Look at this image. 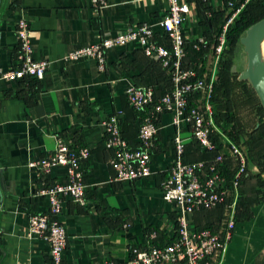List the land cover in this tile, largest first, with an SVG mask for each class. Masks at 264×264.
Instances as JSON below:
<instances>
[{
    "label": "crops",
    "instance_id": "0c3cea01",
    "mask_svg": "<svg viewBox=\"0 0 264 264\" xmlns=\"http://www.w3.org/2000/svg\"><path fill=\"white\" fill-rule=\"evenodd\" d=\"M188 5L184 36L189 41L204 39L200 51L208 50V65L209 47L215 45L209 37H214L220 23L204 26L202 9L207 8L203 11L207 19L210 12L223 11L226 16L231 10L223 0H189ZM167 9V0H107L99 14L90 0H0V70L15 63V28L21 15L30 24L33 59L50 62L36 86L0 80V264H51L48 244L27 237L29 217L47 209V199L38 189L66 182V173L64 167L56 166L40 175L28 164L51 153L57 139L90 151L81 164L85 204L62 202L59 220L67 233L63 264H123L132 247L143 248L149 242L165 246L176 238L179 213L163 201L160 189L175 158L171 115L158 117L152 174L147 178L113 182L112 152L103 141V122L113 114L119 115L122 136L129 142L135 140L141 115L128 106L125 91L130 85L151 87L159 98L172 87L167 70L144 56L135 43L109 49L103 71L92 59L62 60L68 52L103 36L143 24L152 26L155 38L165 43L158 24ZM193 51L187 47L184 65L200 71L201 62L189 63ZM218 70L213 74L214 84ZM181 137L186 145L184 161L210 156L189 140L187 124L182 126ZM242 207L222 264H264V201ZM224 214L216 209L184 217L191 229H220Z\"/></svg>",
    "mask_w": 264,
    "mask_h": 264
},
{
    "label": "built area",
    "instance_id": "2783aa9c",
    "mask_svg": "<svg viewBox=\"0 0 264 264\" xmlns=\"http://www.w3.org/2000/svg\"><path fill=\"white\" fill-rule=\"evenodd\" d=\"M188 1L167 0L166 15L158 24L165 43L155 38L152 26L143 24L136 29L126 28L114 36H103L94 44L70 51L62 58L70 62L92 59L98 70L103 71L109 49L135 43L144 56L158 62L170 77V91L159 98L155 97L151 87L130 85L126 89L128 106L141 115L140 127L133 142L122 136L118 114L109 116L103 122V141L105 148L112 152L109 165L114 172L112 181L115 183L151 176L150 165L160 114H170L175 128V158L160 189L163 201L173 204L179 213L176 238L162 247L152 246L151 242L143 248L132 247L129 250L130 258L123 264H222L235 228L239 188L248 175V162L241 147L231 141L215 120L213 74L225 46L226 28L240 8L228 17L216 38L211 73L207 75L196 67L184 65L187 47L191 46L197 52L205 44L202 38L189 41L184 36L183 23L189 13ZM106 3L107 0H90L95 14H99ZM230 6L231 2L228 9ZM29 31L30 24L21 15L15 28L18 42L15 63L6 71L0 70V80L40 81L49 69L50 62L33 59ZM183 124L189 126V140L200 151L210 154L208 158L194 162L183 160L186 146L185 139L181 137ZM89 155L87 147L78 148L57 139L51 153L28 164L30 168L37 169L40 175H47L56 166L64 167L66 173V182L38 189L37 193L47 199V209L29 217L27 237H38L48 244L51 264H63L62 255L67 246V233L59 220L62 202L69 200L78 205L85 204L81 164ZM216 209L225 212L220 229H191L187 226L186 214Z\"/></svg>",
    "mask_w": 264,
    "mask_h": 264
},
{
    "label": "rangeland",
    "instance_id": "374dc122",
    "mask_svg": "<svg viewBox=\"0 0 264 264\" xmlns=\"http://www.w3.org/2000/svg\"><path fill=\"white\" fill-rule=\"evenodd\" d=\"M239 5L240 10H246V20L253 21L264 17V6L257 5L254 0H243L242 2L231 1V8ZM231 12V11H230ZM213 48L209 47L208 60L201 69L202 72L210 74L213 60ZM232 50L226 51V50ZM243 47L237 41L234 45L225 44L220 60L229 61L235 67V72H231L230 79L227 80L230 91L224 95L222 90L226 86L218 87L214 92L215 112L218 116H223L226 112L232 115L235 130L237 131L236 141L245 153L248 165V175L250 178L251 190L257 193L258 200L264 201V112L258 108V99L253 93L249 83L238 81V74L245 69L246 59L242 54ZM264 51V45H263ZM210 58V59H209ZM220 66V64H219ZM210 68V70H209ZM208 69V70H207ZM218 70V69H217ZM217 72V71H216ZM219 80V79H218ZM220 81V80H219ZM225 118H222L223 120ZM233 125V124H232Z\"/></svg>",
    "mask_w": 264,
    "mask_h": 264
},
{
    "label": "trees",
    "instance_id": "16d2710c",
    "mask_svg": "<svg viewBox=\"0 0 264 264\" xmlns=\"http://www.w3.org/2000/svg\"><path fill=\"white\" fill-rule=\"evenodd\" d=\"M225 7L228 8V3L230 1H237V2H242L243 0H223ZM254 2L257 3V5H261L264 6V0H254ZM239 5H235L234 8L231 10V12L229 14H227L225 16V13L223 11H219V12H210L211 17L210 18H206V16L203 14V11L207 8H203L202 9V17L204 19L203 21V25L207 26V25H211L212 23H216L219 22L220 25L219 27L216 28V30L213 31V33L215 34L214 37H209V40H211L213 42V44H215L217 36L219 34H221L222 32V27L223 25L226 23L228 17L233 13L234 10L238 9ZM244 9V8H243ZM240 10V12L236 15V17L232 20V22L227 26L226 28V33H225V44H227V47L229 45H234L237 41L239 42L240 38L244 36L245 31L254 23L258 22L259 20L263 19H258V20H253V21H247L246 20V15H245V11L246 10ZM207 11V10H205ZM213 28V26H212ZM211 31V29H210ZM230 49V48H229ZM226 51H230V53L232 52V50H226ZM206 52H208L207 49L203 48L201 51L199 52H195L193 51V53L190 56V61L189 63L194 64L197 63V61L201 62V68L202 66L205 65L206 63ZM220 66H219V70H218V80L216 82V84H214L213 86V105H214V92L216 93L218 91V87H222V86H226L222 92L224 95H228L230 88L228 86L227 80L230 79L231 74V68L232 66L230 65L229 61H225L224 60H220L219 62ZM185 67H187L185 65ZM201 71H203V69H201ZM199 72V71H198ZM170 78V77H169ZM25 83H31L32 85H37L35 82H38L36 80H26L23 81ZM22 82V83H23ZM243 83H247L244 81H241ZM252 89V88H251ZM253 91V90H252ZM254 93V91H253ZM255 94V93H254ZM256 96V95H255ZM257 98V97H256ZM258 99V98H257ZM215 108V106H214ZM258 108L261 109L263 112V108L261 107L259 100H258ZM222 118H225L223 120H221ZM215 120L217 122V124L221 127V129L227 133V135L229 136V138L231 139L232 142H234L235 144H237L239 146V144L236 141V137H237V131L235 130V124L233 123V119H232V115L228 114L227 112L221 116H218V113L215 116ZM233 124V125H232ZM229 125L231 127H229ZM229 127V128H227ZM188 162V161H185ZM249 165V162H248ZM251 180L250 178H246L241 182L240 188H239V198H238V202H237V207H236V216L235 218H237V215L239 212L238 209H240V207L242 206H250L253 204H256L259 200L258 197L256 196L257 193L253 190H251ZM248 186H251L250 188H248ZM241 195H246V197H242ZM242 205V206H241ZM243 208V207H242ZM205 228H211V227H205ZM152 246H156V247H162L163 245H158V243H151Z\"/></svg>",
    "mask_w": 264,
    "mask_h": 264
},
{
    "label": "water",
    "instance_id": "95a60500",
    "mask_svg": "<svg viewBox=\"0 0 264 264\" xmlns=\"http://www.w3.org/2000/svg\"><path fill=\"white\" fill-rule=\"evenodd\" d=\"M263 41L264 18L251 25L239 40L243 47L241 55L246 59V66L238 74L237 79L249 83L264 110V58L261 50ZM231 72H235L234 66Z\"/></svg>",
    "mask_w": 264,
    "mask_h": 264
},
{
    "label": "bare ground",
    "instance_id": "6f19581e",
    "mask_svg": "<svg viewBox=\"0 0 264 264\" xmlns=\"http://www.w3.org/2000/svg\"><path fill=\"white\" fill-rule=\"evenodd\" d=\"M263 45H264V41H263V43H262V45H261L262 55H263V58H264Z\"/></svg>",
    "mask_w": 264,
    "mask_h": 264
}]
</instances>
